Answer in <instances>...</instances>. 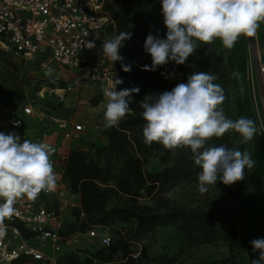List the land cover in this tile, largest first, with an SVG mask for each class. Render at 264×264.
I'll return each mask as SVG.
<instances>
[{
	"label": "built area",
	"instance_id": "1",
	"mask_svg": "<svg viewBox=\"0 0 264 264\" xmlns=\"http://www.w3.org/2000/svg\"><path fill=\"white\" fill-rule=\"evenodd\" d=\"M108 4L0 0V52L12 56L16 65L23 61L35 67V76L22 81L20 92L27 97L31 89L36 95L17 106L0 100V132L14 131L21 140L51 145L55 151L50 160L58 177L54 191H42L35 200L17 199L15 213L0 225V264H62L63 247L72 237L62 232L76 214L84 218L79 194L66 185L65 170L71 153L92 150L83 145H100L104 137V129L85 117L84 107L98 96L105 109L104 90L119 78V61L112 63L101 52L104 40L115 36ZM89 41L95 42L94 48L85 46ZM255 59L264 93V62L258 52ZM40 122L51 124L48 134L32 131ZM86 236L95 239L98 248L111 243L108 228L98 225L90 226Z\"/></svg>",
	"mask_w": 264,
	"mask_h": 264
},
{
	"label": "rangeland",
	"instance_id": "2",
	"mask_svg": "<svg viewBox=\"0 0 264 264\" xmlns=\"http://www.w3.org/2000/svg\"><path fill=\"white\" fill-rule=\"evenodd\" d=\"M131 20L136 28L153 35L166 38L167 28L163 23L161 0L133 2L129 6ZM264 27L256 31L255 36H240L232 48H226L219 39L212 43H198L190 55L200 61L206 55L222 54L229 63L230 74L226 86V100L220 107L227 110L229 119L235 121L247 117L255 122L257 133L253 140L240 144V135L229 130L223 137H213L208 141H221L230 146L239 147L251 154L255 161L251 169L245 170V178L230 186L217 181L209 186L206 193H200L197 187V175L192 181H182L170 188H159L147 196V185L138 191L139 196L125 194L115 188V183L126 182L125 157L120 153H101L95 155L93 150L85 151L86 162H96L107 176L111 190L106 207L134 206L146 207L155 212L163 206L165 200L181 208H200L212 213L214 221L212 230L185 235L176 227H156L153 232L134 237V226L131 222L119 223L109 227L110 245L105 249L114 260H121L118 250L119 239L126 243V248L138 260V264H245L247 244L255 238H264V97L261 91L260 77L256 70L254 49L264 61ZM253 39V40H252ZM254 42V43H252ZM124 64L131 65V71L151 66L140 52L123 44L120 49ZM9 54L0 52V100H6L13 106L35 99L34 91L29 89L27 97L20 93L21 83L26 77H33L35 67L23 61L16 65ZM15 60V59H14ZM121 63V62H120ZM7 66V67H6ZM11 68L10 70L7 68ZM236 75H233V74ZM91 104V103H90ZM85 117L89 121L104 127V105L93 107L85 102ZM90 117V118H89ZM51 124L40 122L32 131L42 134L50 132ZM91 143L83 145L84 149L92 148ZM127 151L128 148H127ZM143 170L157 173L165 166L173 164L175 154L150 152L143 158ZM101 188L103 183L99 184ZM134 185H131L133 190ZM132 193V191L130 192ZM75 219L69 220L73 224ZM79 222V218H78ZM84 222V221H82ZM78 227V223L76 225ZM65 253L80 258L99 250L96 240L86 236V230L73 232L68 244L63 247ZM145 252L144 254L142 252Z\"/></svg>",
	"mask_w": 264,
	"mask_h": 264
},
{
	"label": "clouds",
	"instance_id": "3",
	"mask_svg": "<svg viewBox=\"0 0 264 264\" xmlns=\"http://www.w3.org/2000/svg\"><path fill=\"white\" fill-rule=\"evenodd\" d=\"M161 13L166 38L151 32L147 35L144 50L152 63L144 65V71H155L169 61L184 64L198 43L219 39L226 48H232L240 36H255L264 22V0H161ZM131 37V32L122 31L101 45L103 55L112 63L120 61L125 72L131 71V65L123 63L120 49ZM85 46L92 49L95 42L89 41ZM52 71L48 69L49 73ZM215 80L214 74L195 72L188 76L187 83H179L161 94H147L139 102L146 121L142 129L144 143L150 146L158 142L168 150L189 148L195 165L201 169L197 174L200 193H206L218 180L228 186L243 180L245 170L255 164L251 154L239 147L208 146L211 138L222 137L229 130L240 135V144L253 140L257 133L255 122L247 117L235 121L226 118L219 107L225 100L224 90ZM120 84L122 79H114L112 87L104 90L106 129L119 125L130 111L133 94L140 91H118ZM54 151L47 143L21 140L14 131L0 132V225L15 213L18 198L35 200L42 191L56 189L58 177L50 160ZM250 244L253 252L259 251L251 264H264V238L252 239Z\"/></svg>",
	"mask_w": 264,
	"mask_h": 264
},
{
	"label": "trees",
	"instance_id": "4",
	"mask_svg": "<svg viewBox=\"0 0 264 264\" xmlns=\"http://www.w3.org/2000/svg\"><path fill=\"white\" fill-rule=\"evenodd\" d=\"M142 1L147 0H109L107 7L112 12L115 23V35L122 31L131 32V39L126 40L123 44L140 52L143 57L152 63L150 54L144 50L147 34L135 27L129 13V6L133 2ZM108 30L111 31V28L109 27ZM117 67L119 79L123 80V84L117 85V90L139 88L140 91L133 94L130 111L120 121L119 125L103 130L102 134L104 135L105 143L92 146L95 155L106 152L124 155L127 174L126 182L115 183V188L122 193L138 197V191L147 184L145 192L148 196L155 189L170 188L178 182L192 181L201 169L195 165L189 148L178 147L174 150H168L158 142H153L150 146L144 143L142 129L146 121L142 117L143 109L140 107L139 102L147 94H161L165 91H171L179 83H187L188 76L195 72L214 74L216 76L214 83L219 84L223 88L226 100V86L230 74L229 63L224 60L222 54H210L204 56L200 61H195L193 58L188 57L182 65L169 61L163 66H158L155 71L137 69L125 72L121 67L120 61ZM99 101L100 97L96 96L91 100V105L96 106ZM223 111L226 118L229 119L227 110L224 108ZM221 145L233 148L220 140L212 143V146ZM127 148L129 151H127ZM152 151L175 154L176 159L173 164L165 166L161 171L150 173L143 170L142 158ZM85 160V152L75 151L70 154L66 166V185L73 192L79 194L84 218L78 222V215L76 214L75 222L67 224L65 231L62 232L63 235L82 232L93 225L109 229V227L116 224L129 222L134 226V237L151 233L156 227L173 226L188 236L196 232L213 229L211 224L214 221V217L211 212L200 208H181L169 203L168 200H165L161 209L159 208L155 212L147 211L146 207L138 206H121L108 209L106 203L113 190L108 186L107 176L103 174V169L96 162H86ZM100 183L105 184L103 188L100 187ZM131 185H134L133 190H131ZM131 191L132 193H130ZM77 223L78 227L76 226ZM122 239H119L118 245V250L122 254L121 260H114L112 254L105 251L106 248H99L97 252L84 258L65 253L61 263L138 264V260L132 256ZM142 253L144 254L145 252L143 251Z\"/></svg>",
	"mask_w": 264,
	"mask_h": 264
},
{
	"label": "crops",
	"instance_id": "5",
	"mask_svg": "<svg viewBox=\"0 0 264 264\" xmlns=\"http://www.w3.org/2000/svg\"><path fill=\"white\" fill-rule=\"evenodd\" d=\"M263 27H264V22H261L260 25H259V28H263ZM262 39H264V35L262 36ZM100 143L101 144L105 143V138L104 137L100 140ZM261 224H262V226H264L263 222H261ZM263 232H264V230H263ZM245 255L247 257L245 264H251V260L258 258L259 251L257 250L256 252H253L252 245L251 244H247V249H246V254Z\"/></svg>",
	"mask_w": 264,
	"mask_h": 264
},
{
	"label": "water",
	"instance_id": "6",
	"mask_svg": "<svg viewBox=\"0 0 264 264\" xmlns=\"http://www.w3.org/2000/svg\"><path fill=\"white\" fill-rule=\"evenodd\" d=\"M252 43H254V42H252ZM254 52H255V56H257V51L255 49H254ZM261 91H262V89H261ZM262 94H263V97H264V93L263 92H262Z\"/></svg>",
	"mask_w": 264,
	"mask_h": 264
},
{
	"label": "bare ground",
	"instance_id": "7",
	"mask_svg": "<svg viewBox=\"0 0 264 264\" xmlns=\"http://www.w3.org/2000/svg\"><path fill=\"white\" fill-rule=\"evenodd\" d=\"M257 51V50H256Z\"/></svg>",
	"mask_w": 264,
	"mask_h": 264
}]
</instances>
